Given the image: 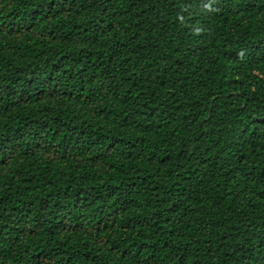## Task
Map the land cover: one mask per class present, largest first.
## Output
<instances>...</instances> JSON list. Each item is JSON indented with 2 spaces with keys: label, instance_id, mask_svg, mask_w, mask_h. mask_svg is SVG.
Returning a JSON list of instances; mask_svg holds the SVG:
<instances>
[{
  "label": "trees",
  "instance_id": "16d2710c",
  "mask_svg": "<svg viewBox=\"0 0 264 264\" xmlns=\"http://www.w3.org/2000/svg\"><path fill=\"white\" fill-rule=\"evenodd\" d=\"M0 264H264V0H0Z\"/></svg>",
  "mask_w": 264,
  "mask_h": 264
}]
</instances>
